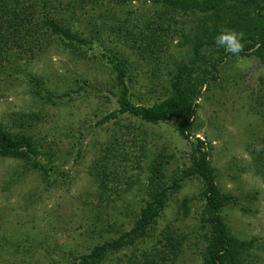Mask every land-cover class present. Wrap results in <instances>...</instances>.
Returning <instances> with one entry per match:
<instances>
[{
  "label": "rangeland",
  "instance_id": "1",
  "mask_svg": "<svg viewBox=\"0 0 264 264\" xmlns=\"http://www.w3.org/2000/svg\"><path fill=\"white\" fill-rule=\"evenodd\" d=\"M151 5L135 1L111 23L117 27L129 18L133 28L152 13ZM84 8L52 14L93 39L82 47L85 56L47 32L43 50L0 64V126L33 133L45 153L37 159L48 170L27 171L24 161L0 157V264H71L94 245L129 231L154 187L191 165L197 139L209 152L217 186L234 198L222 209L230 234L253 242L246 264H264V62L206 48L189 83L198 93L188 137L179 133L175 117L153 124L118 114L100 123L120 109L116 72L103 57L118 39L110 30L93 34ZM117 43L131 53L124 41ZM161 46L159 71L142 60L127 81L138 105L167 98L169 72L193 58V45L177 29ZM159 166L164 177L151 181ZM202 190L200 178L184 180L153 224L156 238L140 242L138 256L170 225L183 237L175 264H204L210 225ZM125 254L131 249L117 257L126 260Z\"/></svg>",
  "mask_w": 264,
  "mask_h": 264
},
{
  "label": "trees",
  "instance_id": "2",
  "mask_svg": "<svg viewBox=\"0 0 264 264\" xmlns=\"http://www.w3.org/2000/svg\"><path fill=\"white\" fill-rule=\"evenodd\" d=\"M135 1L152 4V13L133 28L128 26L129 18L119 20L120 23L115 27L111 22L117 20L119 11ZM78 7L88 8L86 13L93 34L110 30L111 34L117 35V42L124 41L126 48L131 51L125 53L117 48L116 42L115 47L103 55L116 72L120 109L105 116L100 123L116 118L118 114H130L153 124L175 117L179 119V133L188 137L195 118L194 100L198 93L197 86L189 84L191 75L194 67L205 58L206 48L225 53L223 48L215 44V36L221 28L243 34L244 49L240 55L255 56L264 62V0H0V64L9 56L26 57L43 50L44 42H48L47 32L85 56L82 47L90 45L93 39L83 37V33L69 26L63 16L52 14L53 10L73 14ZM98 20H102L100 26ZM176 29L194 47L191 62L169 72L171 86L167 98L152 106L134 103L127 83L131 73L142 60L148 64L154 63V73H157L158 64L164 58L161 45ZM215 65L213 62L214 67ZM35 82L40 83L38 79H34L33 84ZM44 91H48L45 86ZM34 118L33 115L28 117L30 120ZM42 150V143L33 133L14 132L0 126V157L18 158L24 161L27 171L42 170L48 173L46 165L37 159L45 154ZM208 157L205 143L197 139L191 155V165L182 170L181 174L178 170L169 182L155 184L151 199L135 215V222L129 231L94 245L89 252L76 257L71 264H109L110 260L113 261L112 264H175L181 253L183 237L173 226L169 225L157 234L152 248L144 250L141 256L135 250L140 242L156 238H151L153 224L165 210L170 195L182 187L185 179L191 177L202 180L205 221L210 225L203 263L246 264L253 242L239 240L230 234L222 209L234 198L222 193L217 186L215 171ZM152 173L151 181L164 177L160 166ZM181 207L187 212L186 199L182 200ZM129 248L131 254H125L126 260L117 257L121 251ZM141 257L143 258L140 259Z\"/></svg>",
  "mask_w": 264,
  "mask_h": 264
},
{
  "label": "clouds",
  "instance_id": "3",
  "mask_svg": "<svg viewBox=\"0 0 264 264\" xmlns=\"http://www.w3.org/2000/svg\"><path fill=\"white\" fill-rule=\"evenodd\" d=\"M215 44L223 48L225 52L239 56L244 49L243 34L232 29L221 28L215 36Z\"/></svg>",
  "mask_w": 264,
  "mask_h": 264
}]
</instances>
